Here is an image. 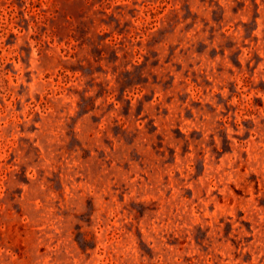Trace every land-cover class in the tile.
<instances>
[{"label":"rangeland","instance_id":"374dc122","mask_svg":"<svg viewBox=\"0 0 264 264\" xmlns=\"http://www.w3.org/2000/svg\"><path fill=\"white\" fill-rule=\"evenodd\" d=\"M0 264H264V0H0Z\"/></svg>","mask_w":264,"mask_h":264}]
</instances>
